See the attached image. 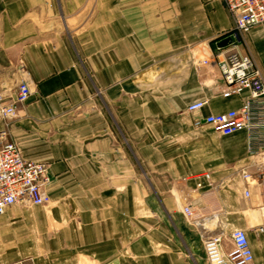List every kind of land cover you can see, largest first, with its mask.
Segmentation results:
<instances>
[{
	"label": "crops",
	"instance_id": "0c3cea01",
	"mask_svg": "<svg viewBox=\"0 0 264 264\" xmlns=\"http://www.w3.org/2000/svg\"><path fill=\"white\" fill-rule=\"evenodd\" d=\"M233 26L222 0H0V91L30 90L9 138L49 179L0 216V263L208 264L202 240L243 229L264 264L260 156L203 121L249 96L213 58ZM242 41L264 75V23Z\"/></svg>",
	"mask_w": 264,
	"mask_h": 264
},
{
	"label": "built area",
	"instance_id": "2783aa9c",
	"mask_svg": "<svg viewBox=\"0 0 264 264\" xmlns=\"http://www.w3.org/2000/svg\"><path fill=\"white\" fill-rule=\"evenodd\" d=\"M233 19L231 40L228 48H219L213 54L215 63L226 89L224 96L239 93L243 89L249 96L237 109L207 114L203 121L219 134H231L237 130L249 133V153L258 154L264 166V75L256 60L250 54H242L236 47L242 37L254 26L264 23V0H222ZM207 63V60H204ZM30 90L25 82H20L14 97L0 91V118L5 126L0 130V216L15 204L23 206L43 205L49 201L44 191L49 182L46 166L42 162L25 159L14 140L9 138V120L15 116L16 104L25 102ZM206 100L188 104L187 109L196 112L202 109ZM262 131L260 145L254 141L256 132ZM248 176V174H245ZM190 220L197 214L190 205L183 207ZM232 246L225 251L220 235L207 236L202 240L203 251L208 264H253L247 236L243 229L230 233ZM0 264H21L20 261Z\"/></svg>",
	"mask_w": 264,
	"mask_h": 264
},
{
	"label": "water",
	"instance_id": "95a60500",
	"mask_svg": "<svg viewBox=\"0 0 264 264\" xmlns=\"http://www.w3.org/2000/svg\"><path fill=\"white\" fill-rule=\"evenodd\" d=\"M231 40L230 36H227L226 38H224L223 40H221L219 42V45L222 46V45H226L227 43H229Z\"/></svg>",
	"mask_w": 264,
	"mask_h": 264
},
{
	"label": "rangeland",
	"instance_id": "374dc122",
	"mask_svg": "<svg viewBox=\"0 0 264 264\" xmlns=\"http://www.w3.org/2000/svg\"><path fill=\"white\" fill-rule=\"evenodd\" d=\"M231 33H232V32H231ZM231 33H230V34H231ZM241 43H243V41H242V40H241V42H239V43H238V45H239V44H241ZM245 53H246V52H245ZM245 53H244V54H245ZM242 54H243V53H242ZM18 261H20V260H18Z\"/></svg>",
	"mask_w": 264,
	"mask_h": 264
},
{
	"label": "bare ground",
	"instance_id": "6f19581e",
	"mask_svg": "<svg viewBox=\"0 0 264 264\" xmlns=\"http://www.w3.org/2000/svg\"><path fill=\"white\" fill-rule=\"evenodd\" d=\"M19 149V148H18ZM20 151V150H19ZM21 153V152H20Z\"/></svg>",
	"mask_w": 264,
	"mask_h": 264
}]
</instances>
